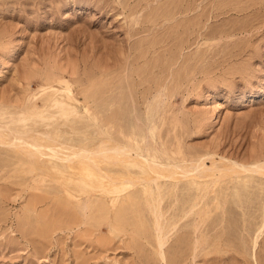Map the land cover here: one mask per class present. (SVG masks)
<instances>
[{"label": "rangeland", "instance_id": "obj_1", "mask_svg": "<svg viewBox=\"0 0 264 264\" xmlns=\"http://www.w3.org/2000/svg\"><path fill=\"white\" fill-rule=\"evenodd\" d=\"M0 126L128 152L0 145V264H264V0H0Z\"/></svg>", "mask_w": 264, "mask_h": 264}, {"label": "bare ground", "instance_id": "obj_2", "mask_svg": "<svg viewBox=\"0 0 264 264\" xmlns=\"http://www.w3.org/2000/svg\"><path fill=\"white\" fill-rule=\"evenodd\" d=\"M47 135H29L25 136L22 134H16L0 126V145L12 146L17 148L23 154H25L29 159H41L45 157L55 158L62 161L64 164H75V161H81L95 170L101 171V165L108 161L109 163H115L118 159L128 152L117 144L111 143L110 141H101L96 146L89 149H81L79 147L68 146L62 143H58L55 140H49ZM43 137L50 141V143L45 144L39 142V138ZM112 144V145H111ZM143 163L147 166L148 170L154 175L155 180H170L174 182H179L180 180L189 177H199L202 173L207 171H215L221 173L215 166V162L212 160L210 168H206L203 165V161L192 162L189 164H162L155 163L152 161L144 160ZM76 165V164H75ZM76 167V166H75ZM101 167V168H100ZM232 169L236 166L232 165ZM252 171L264 176V163L253 166ZM103 176H109L104 175ZM108 178V177H107ZM114 181V177H109ZM116 179V178H115ZM117 180V179H116ZM115 183V182H112ZM158 228V227H157ZM160 230L159 228L157 229ZM264 232V229L260 230L255 238L254 245L259 236ZM163 239V238H162ZM161 237L158 238V246L161 248L163 241Z\"/></svg>", "mask_w": 264, "mask_h": 264}]
</instances>
